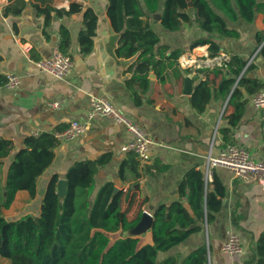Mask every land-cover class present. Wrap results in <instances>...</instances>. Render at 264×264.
Instances as JSON below:
<instances>
[{
    "label": "crops",
    "instance_id": "0c3cea01",
    "mask_svg": "<svg viewBox=\"0 0 264 264\" xmlns=\"http://www.w3.org/2000/svg\"><path fill=\"white\" fill-rule=\"evenodd\" d=\"M14 1L0 0V79L6 80L7 75L13 73L21 77V84L17 89L5 88L0 95V137L12 139L19 150L28 136L55 133L74 120L88 122L84 133L73 140H59L54 148L51 167L38 179L39 201L54 172L59 174V179L65 178L75 162L100 159L104 154L109 155V159L96 174L97 185L113 181L119 190H125L135 181L129 164L133 154L120 150L131 137L125 125L109 118L88 119L91 97L102 96L139 124L152 139L151 161H139L142 176L134 185L139 198H148L143 210L152 213L160 204L170 205L177 200L188 206L189 189L182 195L179 186L193 170L203 173L205 183L212 184V190L217 188L215 197L220 206L217 211L211 210L213 220L206 219L201 230L160 256L185 257L206 244L209 264H256L259 239L264 234V187L237 178L223 167L210 168L208 173L207 157L209 154L216 156L224 145L234 143L248 149L254 159H261L264 156V119L254 105L253 94L246 91L244 98L247 100L240 107L237 119L229 105L232 90L226 98L215 97L217 83H210L212 96L203 112L193 105L192 94L200 81L210 82L213 77V73L198 69L221 66L232 55L247 60L246 77L264 82V56L256 35L257 30L264 29L263 15L257 14L252 23L243 20L231 23L239 36L216 37L223 50L216 57L209 56V44H205L186 51L179 58V65L167 66L161 71V77L150 68L148 87L143 89L139 82L131 79L137 67L134 65L136 57L126 59L116 55L118 34L107 14V0H76L82 2L84 9H93L98 17L93 47L88 53L82 51L79 39L85 29L84 9L70 15L53 12L46 24L44 15L35 5L36 0H26L25 8L17 14L7 9ZM71 2L54 0L52 5L68 10ZM61 27L70 34L67 54L73 65L67 77L58 79L42 70L37 62L49 58L53 46L60 45ZM157 30L161 33V43L173 48L188 46L202 33L195 25L177 32L162 27ZM185 69L191 71L185 72ZM187 76L192 79L190 94L184 93ZM53 101L60 102L58 108L51 106ZM8 163L9 159L0 173L3 181ZM122 167L125 181L121 178ZM16 196L31 198L25 190ZM233 232L240 235L243 250L225 253L222 246Z\"/></svg>",
    "mask_w": 264,
    "mask_h": 264
},
{
    "label": "trees",
    "instance_id": "16d2710c",
    "mask_svg": "<svg viewBox=\"0 0 264 264\" xmlns=\"http://www.w3.org/2000/svg\"><path fill=\"white\" fill-rule=\"evenodd\" d=\"M53 1L35 2L46 24L53 12L70 15L84 9L81 1L72 0L68 10L55 8ZM107 1V14L114 32L118 34L116 55L126 59L136 57L134 65L137 67L131 79L139 82L143 89L148 87L150 68L161 77V71L167 66L179 65V58L196 46L209 44V56L220 55L223 50L216 37L239 36L231 23L240 20L252 23L257 14L263 15L264 22L262 0ZM25 6L26 0H15L7 9L17 14ZM15 7L17 9L13 10ZM158 13L161 18L155 23L153 15ZM83 14L85 29L79 39L82 51L88 53L93 47L98 17L91 8H85ZM193 25L202 33L188 46L173 48L161 43L158 27L177 32ZM60 31V48L67 53L70 34L65 27ZM256 35L264 56V29L257 30ZM246 65V59L232 55L221 66L198 69L213 73V77L210 82L200 81L192 94V103L197 110L203 112L206 109L212 96L210 83H217L214 86L215 97L226 98L232 90L229 105L237 119L240 107L247 100L244 92L254 95L264 87V82L245 76ZM4 81L0 79V83ZM58 144L59 139L53 132L26 137L19 150H16L12 139L0 137V173L9 159L4 181L0 178V256L8 260V264H209L206 244L185 257L175 254L160 256L193 232L201 230L206 219L213 220L211 210L219 209L220 203L215 197L217 188L212 190V184L207 186L199 170L191 171L179 186L182 195L189 189L188 206L178 200L170 205L160 204L153 209L154 223L148 236L120 237L121 231L138 223L143 213L142 206L148 202L147 197L139 198L134 187L142 176L135 155L129 162L135 181L125 190L114 193L113 181L97 185L96 174L109 159V155L104 154L100 159L77 161L67 170L68 188L64 199L58 195L59 174L54 172L45 184L37 214L7 218L4 210L11 207L19 191L25 190L31 198L37 197L38 179L51 167L55 158L54 148ZM120 173L122 180H127L123 167ZM113 234L115 239H112ZM257 250L259 258L256 264H264V234L259 239Z\"/></svg>",
    "mask_w": 264,
    "mask_h": 264
},
{
    "label": "built area",
    "instance_id": "2783aa9c",
    "mask_svg": "<svg viewBox=\"0 0 264 264\" xmlns=\"http://www.w3.org/2000/svg\"><path fill=\"white\" fill-rule=\"evenodd\" d=\"M37 65L44 71L52 74L58 79L67 77L72 68L73 61L69 54L64 53L59 43L55 44L51 51V56L37 62ZM21 77L17 74L10 73L7 75L4 83H0V95L3 90L17 89L20 87ZM253 102L264 119V87L253 95ZM59 101H53L51 106L58 108ZM109 118L113 121L125 125L130 133V139L124 143L120 150L124 153H131L142 163L151 161L150 144L151 137L144 129L128 117L112 101L105 97H91L88 108V119L99 120ZM88 128V122L74 120L63 130L56 131V137L61 141L73 140ZM223 167L233 173L237 178L245 181H254L264 187V156L261 159H254L245 147L234 143L224 145L216 156L211 154L207 157V170L210 168ZM222 249L225 253L234 254L243 250L242 239L237 232L229 235L224 242Z\"/></svg>",
    "mask_w": 264,
    "mask_h": 264
},
{
    "label": "water",
    "instance_id": "95a60500",
    "mask_svg": "<svg viewBox=\"0 0 264 264\" xmlns=\"http://www.w3.org/2000/svg\"><path fill=\"white\" fill-rule=\"evenodd\" d=\"M192 6V3H190ZM154 22L157 23L161 14H154ZM193 85L191 77H185L184 93L190 94L192 92ZM68 180L66 178H60L57 183L58 195L61 199H64L67 194ZM119 190L118 187H114V193ZM152 208V206H150ZM154 216L148 210H143V213L138 221V223L131 229L123 230L120 232V237H146L148 236L153 228Z\"/></svg>",
    "mask_w": 264,
    "mask_h": 264
},
{
    "label": "rangeland",
    "instance_id": "374dc122",
    "mask_svg": "<svg viewBox=\"0 0 264 264\" xmlns=\"http://www.w3.org/2000/svg\"><path fill=\"white\" fill-rule=\"evenodd\" d=\"M161 34V33H160ZM163 35H161L162 37ZM39 197L35 199L24 197V196H16L14 202L11 207L4 210L5 216L8 218H21L29 213L37 214L39 212ZM116 235H112V239H115ZM148 239V238H147ZM0 264H8V260L2 258L0 256Z\"/></svg>",
    "mask_w": 264,
    "mask_h": 264
}]
</instances>
